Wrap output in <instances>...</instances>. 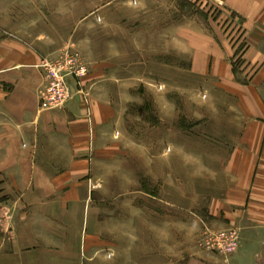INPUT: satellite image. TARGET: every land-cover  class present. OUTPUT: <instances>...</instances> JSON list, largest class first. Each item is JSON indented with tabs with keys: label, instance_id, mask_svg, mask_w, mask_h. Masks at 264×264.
Returning a JSON list of instances; mask_svg holds the SVG:
<instances>
[{
	"label": "crops",
	"instance_id": "1",
	"mask_svg": "<svg viewBox=\"0 0 264 264\" xmlns=\"http://www.w3.org/2000/svg\"><path fill=\"white\" fill-rule=\"evenodd\" d=\"M197 1L205 10L216 9L219 27H230L229 36L219 29L216 39L201 36L206 43L193 62L194 71L209 74L207 91L231 100L222 104L229 118L209 120L223 123L213 139L227 141L210 152L211 163L197 146L165 155L164 184L179 187L180 196H166L164 211L147 213L149 232L171 231L172 212L179 210L203 232L214 223L235 227L240 236L227 261L196 247L182 264H264V0ZM76 10L77 0H0V205L10 218L0 221V264H93V226L100 213L93 202L102 194L94 190L93 175L96 156L109 149L106 76L90 64L83 92L61 109L43 108L38 96L43 57L66 45L90 52L78 37ZM238 37L244 44L239 69ZM68 84L76 89L71 78ZM151 160L150 185H156V158ZM161 221L166 226H157ZM1 223L13 224V233ZM137 234L140 241L139 229Z\"/></svg>",
	"mask_w": 264,
	"mask_h": 264
},
{
	"label": "rangeland",
	"instance_id": "2",
	"mask_svg": "<svg viewBox=\"0 0 264 264\" xmlns=\"http://www.w3.org/2000/svg\"><path fill=\"white\" fill-rule=\"evenodd\" d=\"M201 5L197 0H77V34L87 42L90 52L66 46L78 52L88 68L93 64L104 72L110 104L104 130L109 149L96 156L93 175L96 194L102 192L93 202L100 212L93 226V264H182L189 250L196 247L221 256L199 245L203 227L182 211L172 212V225L167 226L171 231L163 228L156 235L149 232L147 217L150 210L164 211L166 196H180L179 187L166 188L164 184L165 155L175 148L197 146L201 157L211 163L210 152L227 141L213 139L211 135L222 131L223 123L209 120L211 116L229 118L228 114L223 116L226 109L222 104L226 106L231 100L207 91L209 74L194 71L193 62L197 50L206 43L201 36L217 38L218 29L224 35L229 32L228 36L231 32L225 23L219 27L216 9L205 10ZM238 31L236 28L239 36ZM239 38V59L234 60L237 69L242 65L244 48ZM208 69L204 60L202 71ZM150 158L151 162L156 158V185H150ZM3 208L0 205L1 216ZM7 213L12 218L8 209ZM212 224L207 228L213 232L236 230ZM1 226L13 233V224ZM157 226L166 225L161 221ZM216 243L229 250L230 255L221 256L227 261L237 252L240 236L237 245L230 239Z\"/></svg>",
	"mask_w": 264,
	"mask_h": 264
},
{
	"label": "built area",
	"instance_id": "3",
	"mask_svg": "<svg viewBox=\"0 0 264 264\" xmlns=\"http://www.w3.org/2000/svg\"><path fill=\"white\" fill-rule=\"evenodd\" d=\"M237 59H239L238 56L235 61ZM37 66L44 74V82L38 90L40 104L43 108L61 109L74 93L83 92L81 80L88 73V66L85 59L70 47H63L56 55L43 57ZM68 78L73 80L76 89L70 87ZM237 235L236 230L231 228L217 232L206 229L202 233L199 245L211 248L223 257L228 256L230 255L229 250L220 248L216 242L219 239H230L231 244L234 240V245H237Z\"/></svg>",
	"mask_w": 264,
	"mask_h": 264
},
{
	"label": "bare ground",
	"instance_id": "4",
	"mask_svg": "<svg viewBox=\"0 0 264 264\" xmlns=\"http://www.w3.org/2000/svg\"><path fill=\"white\" fill-rule=\"evenodd\" d=\"M0 216H1V214H0ZM3 216V217H2ZM2 222L4 223V224H6L7 222H9L10 221V218H9V216H7V215H5V213L4 214H2Z\"/></svg>",
	"mask_w": 264,
	"mask_h": 264
}]
</instances>
